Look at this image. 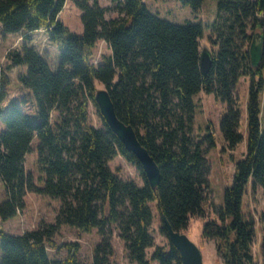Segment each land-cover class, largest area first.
I'll return each instance as SVG.
<instances>
[{"label":"trees","instance_id":"obj_1","mask_svg":"<svg viewBox=\"0 0 264 264\" xmlns=\"http://www.w3.org/2000/svg\"><path fill=\"white\" fill-rule=\"evenodd\" d=\"M66 1L0 0L1 33L22 32L25 40L21 50L8 54V69L27 68L19 81L32 93L37 115L25 113L15 100L3 112L4 81L0 86V120L5 127L0 132V178L5 200L0 204V219L7 221L23 211L28 192L60 201L54 224L17 236L5 233L0 224V264H54L49 248L68 250L63 264H80L77 242L59 246L53 239L63 225L80 232L98 229L103 240L92 264H116L109 261L112 224L131 262L182 264L163 217L174 230L185 232L191 217L207 215L210 166L206 154L216 146L212 132L202 139L194 135L193 96L205 91L226 103L220 127L227 147L233 150L243 140L235 88L244 76L250 78L247 151L236 164L232 185L224 191L223 206L204 224L202 237L216 241L223 264H254L255 221L243 210V199L249 187L253 191L261 188L264 197V49L257 68L251 66L249 52L254 37L261 36L264 43V0H215L217 17L205 25L164 21L150 12L144 0H123V16L114 19H106V9L98 0H72L81 11L82 34L58 20ZM181 1L197 12L204 2ZM37 30L48 33L59 48L55 71L27 44ZM206 32L214 51L212 68L205 77L200 41ZM99 41L109 46L111 54L95 64L92 59ZM97 83L109 92L117 117L134 128L158 165L161 180L156 188L101 116L94 99ZM90 102L101 119L100 128L89 123ZM35 138L42 186L34 184L25 169ZM118 155L137 169L142 185L123 181L110 169L109 162ZM151 201H156L160 231L168 242L148 258L147 250L155 247L150 232ZM259 222L264 225V212Z\"/></svg>","mask_w":264,"mask_h":264},{"label":"rangeland","instance_id":"obj_2","mask_svg":"<svg viewBox=\"0 0 264 264\" xmlns=\"http://www.w3.org/2000/svg\"><path fill=\"white\" fill-rule=\"evenodd\" d=\"M123 0H98L101 7L106 9V19H114L122 17L120 7ZM150 12L160 19L169 23L185 25L192 24H211L215 21L218 13L217 2L215 0H204L201 9L194 11L190 5L182 3L181 0H144ZM58 20L63 22L71 31L82 34L83 24L81 20V11L75 6L72 0H67ZM209 33H205V37L200 41L201 51L209 50L212 54L214 48L209 44L207 37ZM24 37L22 32L4 35L0 31V86L3 85L7 91V97L2 102L3 112L7 110L8 104L15 100L18 101L24 112L36 118V103L32 93L23 88L19 81V76L25 74L27 68L16 67L8 69L10 61L8 54L10 52L22 49ZM34 47L46 59L51 70L55 71L59 65V48L49 39L48 33L43 30H37L31 33V40L27 43ZM111 54L109 46L104 41H99L94 50L92 62L100 63L104 55ZM250 78L248 76L241 77L236 84L235 97L239 100V108L241 110V121L239 131L243 135V140L233 149L230 150L224 140L220 121L227 112V105L214 94L200 91L193 96L195 104L194 109V135L197 139H202L206 134L212 132L216 137V146L210 149L206 158L210 166L208 176L209 191L205 209L207 215L205 217H191L189 225L185 233L201 250L204 264H223L221 256L216 251V241L207 240L202 237L203 226L209 219H214L217 215L216 209L223 206L224 191L230 187L234 181L236 164L241 160L247 151V99L249 94ZM97 88L105 89L103 85L97 83ZM1 90V88H0ZM24 100V101H23ZM89 123L93 127L100 128L102 122L97 114L94 104H89ZM55 121V117L51 122ZM4 124L0 120V132L4 130ZM38 138L32 142V151L27 155L25 169L30 173L33 183L42 186L39 177L43 176L38 168ZM110 169L118 175L123 181H135L138 185H142L143 181L137 169L122 156H116L109 162ZM5 200V187L0 178V204ZM25 209L18 213L12 219L1 221V228L5 233L11 235H22L25 232L35 230L40 226L54 224L56 215L60 208V201L47 196L37 195L28 192L25 197ZM149 206L153 213V221L150 232L154 237L155 247L147 250L148 258L156 247L165 246L168 238L161 233L160 227L162 222L160 214L156 206V201L149 202ZM243 210L253 215L256 227V239L253 245L254 264H264V256L262 253V238L264 235V225L259 222L260 215L264 212V197L261 188L253 191L250 187L243 199ZM111 244L113 254L109 257L111 263L116 264H136L129 260L124 241L119 236V230L115 224L111 225ZM54 241L59 246L66 242H77L79 249L77 257L80 264H92L94 261L96 247L102 243L103 236L98 229L91 232H80L74 227L63 225L58 233L54 236ZM49 257L54 264H63L69 256L68 250L48 249ZM151 264H158L157 261Z\"/></svg>","mask_w":264,"mask_h":264},{"label":"water","instance_id":"obj_3","mask_svg":"<svg viewBox=\"0 0 264 264\" xmlns=\"http://www.w3.org/2000/svg\"><path fill=\"white\" fill-rule=\"evenodd\" d=\"M263 49V38L261 36L254 37L249 49L253 68L260 66L263 58ZM212 65L213 54L209 50L204 49L200 54V67L205 77L210 72ZM94 99L106 124L124 144L126 150L136 156L150 186L156 188L161 180L159 167L154 158L141 145L134 128L117 117L109 92L106 89H99ZM163 226L167 230L169 241L180 252L182 264H204L200 248L191 241L185 232L174 230L166 217H163Z\"/></svg>","mask_w":264,"mask_h":264}]
</instances>
